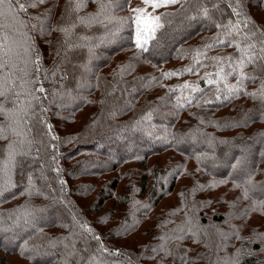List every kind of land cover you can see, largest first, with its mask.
Returning <instances> with one entry per match:
<instances>
[{
    "label": "trees",
    "instance_id": "trees-1",
    "mask_svg": "<svg viewBox=\"0 0 264 264\" xmlns=\"http://www.w3.org/2000/svg\"><path fill=\"white\" fill-rule=\"evenodd\" d=\"M120 1L118 0L117 2ZM21 2L25 3L26 6L30 4V0H21ZM55 2L53 1L51 5V11H43L40 8L42 14H49L55 11ZM240 2L241 4L237 0H181L178 3L164 6L157 10V16L160 17L158 22L162 27L156 28L154 37L151 36L148 28L140 25L141 40L148 38V43L144 44L143 48L137 46L135 16L128 14L120 16L122 12L129 11L125 5L121 11L119 4L112 5L111 9L103 6L101 10L102 1L100 0L95 2L72 0L71 3L69 0H65L62 8L64 12L58 16V21L55 22L53 19L48 18L50 19L48 25L46 20L42 26V30L46 31L43 36L48 40L45 41L47 43L44 47L46 50L43 53L34 49L28 50L26 52L25 66L32 73L31 84L37 96L31 100L27 125L34 133L40 132L43 135L45 140L40 141V143L47 161L48 159L50 160L45 173L42 176L36 175V179L42 178L47 179V181L38 182L35 179V182L41 191L47 192L48 195L44 194L42 196L45 198L36 200L44 202L43 209L40 212V214L43 212V216H41V221L40 219L38 220L40 223L34 221L36 223L34 228L10 243L12 246L6 247L7 245L3 243L4 239H0V254H4L1 264H8L10 256H20L21 260L26 261L28 264H73L72 260H70L73 257L79 262L77 264H85L87 261L88 264H104V260L107 257L111 260V264H179L181 261L185 262V264H206L207 262L208 264H214L221 244L218 245L213 239L212 249L215 248L214 252H199L198 256L192 255L189 245H187L188 240L192 241V234H188L186 237L180 236L177 239L168 237L164 232L158 234L157 237H152V234L147 235L148 244L145 247H140L138 252L131 248L130 250L119 249L109 244L105 233L98 229L95 224L93 225L86 214L75 205L73 199L75 192L85 191L87 188H79L80 186L72 188L69 183L63 180L62 170L66 166L65 162L78 158L81 156L80 153L92 149L94 144H103L109 137L114 136L117 138L114 141L122 142V139L131 137L128 135L140 137L144 133H146V136L143 139L158 143L157 146L131 153L126 152L117 157L115 161L110 154L111 147L95 150L94 154L96 156H92V159L81 158L76 161L75 167L77 171L71 169L72 175L90 179L95 177L97 173L109 174L115 172L121 166V163L141 155L151 157L169 150L177 151L189 159H198L207 154L201 158L210 159L209 155H215L218 160L221 151L235 140L229 137H221L219 139L214 137V135H218L220 132H232L236 127L246 128L247 124L243 125V120L233 121L232 118H229L231 121H227L226 125L221 127L223 125L222 117H218L217 114L226 109H231L237 101L246 98L250 94L249 89L254 87L258 78L264 80V73L252 69L253 65H247L243 69L244 73L252 78L244 79L242 83H238L239 77H232L234 72L239 70L237 64L241 58V53L237 50L236 45L239 44L241 48H244L250 43L256 44V49L253 51L259 55V41L264 39V24L258 21L254 15V13L257 14L259 11H264V0H260L257 3H253L252 0H248L247 3L244 0H240ZM12 3L13 11L9 15L21 28L27 22H31L34 17L37 18L33 8L27 7V11L19 12L16 8L15 0H12ZM201 5L209 9L210 18H205L200 14L198 9ZM3 7L8 9L7 4ZM250 8L252 9L251 11ZM113 9H116V11H113ZM234 9L235 12L233 11ZM118 11H120L119 14ZM236 13L239 14L237 15ZM116 14H118L117 20H111L114 16L117 17ZM81 20L86 23L81 24ZM184 20L191 23L195 29L191 31L190 36L185 34V36L182 35L176 38L175 36L178 32L174 27H177ZM59 21H63L61 26H59ZM52 22L54 29L51 28L47 31ZM106 24L110 25L111 28L113 27L112 25H118L115 31H117L119 36V44H116L113 53L107 54L108 58L105 57L103 59L101 56L93 54V51L87 47H94V43L91 40L97 41L102 38V28ZM100 28L101 30H99ZM37 29L39 30L40 27H37ZM61 29H66L67 31H61ZM253 29L256 30L255 35L250 40L244 39L246 35L252 33ZM50 32L52 33L49 37ZM193 32H195V35ZM169 38L174 39L175 42L169 48H166ZM81 42L87 44L85 49L80 45ZM192 42L194 43L192 45L194 48L188 51L190 48H186V45ZM15 50L19 52L21 48L17 45ZM83 51H85V55ZM125 51L126 56L122 59L120 58L116 63L117 66L121 61L118 73H111L109 65L112 64L114 58H117ZM49 56L55 57L52 65L49 63L50 60L47 59ZM132 57L140 59L142 64L152 63L155 68H163V71L161 73L159 71H156V73L151 72L148 73L149 75L138 73V77H133L131 69L134 66L125 60L132 59ZM86 61L87 64L91 65V71L88 72L90 81H88L87 92L84 97L89 98L93 95H100L99 112L96 117H89L90 119L86 121L79 132L68 136L70 141L67 144H70L71 140L75 143L70 145L71 147L68 148L67 153H64V151L60 153V149L63 150L65 148L63 143H61L60 125L56 123L57 125L53 124L51 126L50 118L47 117L46 119L47 110L52 111L50 115L53 116L57 112L55 108H58L60 118L65 120L92 103L88 101L82 102L84 99H79L73 103L68 98V101L64 100L67 103L65 106L68 107L60 104V99H57L50 107H47L44 104V99L52 93L47 90L40 92L38 89L43 88V86L49 87L51 85L50 79L53 78L54 72H57V70L60 76L56 80V85L62 83L63 88L67 86L69 88V83H72L73 88L78 87L76 84L81 75L78 69ZM181 61H185L187 65L181 67V69L178 67L173 68ZM134 62L133 60L132 63ZM14 63L15 59L9 57V65L12 66ZM199 68L201 69L199 70ZM203 69H206V71ZM221 69H223L222 72ZM233 69H236V71H233ZM7 70V75L9 73L15 75L16 83H28V78L24 73L18 75L15 74L17 69ZM127 71L129 73H126ZM47 74L48 77L46 79ZM222 77H226V79H222ZM209 81H212V83H209ZM150 84L151 89L154 87L159 88V90L162 89L163 95L167 97L158 101L160 103L157 105V109L152 103L154 99L149 101L146 98L147 93L149 95V91H151L150 88L146 91V86ZM226 85L229 87L234 86L237 90L229 91V87H226ZM58 94L59 89L55 95L58 97ZM36 98H38V103H36ZM39 100L41 101V106H39ZM138 100L140 101L138 102ZM166 100H172V103L168 104V106L163 104V102L161 103V101ZM9 101L12 103V99ZM9 107L13 108V105L10 104ZM240 109L236 114L243 110V106ZM259 110L257 112L262 114L264 106L260 107ZM152 112L154 113L152 123L155 122L156 127H152L150 130H157L154 132L149 130L147 123V116ZM185 115L190 118L182 120ZM191 115L198 116L193 117ZM259 119L258 116L254 117L252 122L255 124L259 123ZM52 120H54V117ZM180 128H183L184 131H180ZM166 130H175L179 134L182 132L181 137L178 136V140L186 136L192 137L195 141L198 138L202 144L211 142L215 147L220 146V149L217 150V154H213L201 146L200 149L191 152L186 147L187 144L175 142L172 137L170 138L171 135L167 137L165 135ZM134 132L136 134H133ZM263 138L264 135L262 137L252 136L247 141H241V144L252 146L253 144L261 143V140H264ZM32 147L35 148L36 143ZM0 148L2 147L0 146ZM45 149L48 152H45ZM51 151L55 155L59 154V156H55L52 159ZM100 155L102 158H100ZM69 157L71 158L67 159ZM259 159L264 160V158ZM259 159L252 165V171L256 166L261 165L262 161H259ZM36 162L37 166L43 167V164L39 163L38 160L32 161V163ZM213 162L212 160L207 161V168L203 165L206 168L204 170L210 175L217 176V179H229L234 170L241 166L242 159L237 155L231 160L227 171H217L216 173L213 172L215 170L211 169ZM61 167L62 169H60ZM252 171H250V174ZM149 177L147 174L142 176L144 179V190L150 188L148 184ZM14 178L15 184H12L9 188L0 186L1 207L14 202L22 194L20 189H23L21 186H24L25 178L17 176V174H15ZM119 182L117 179L113 180L110 186L113 193L110 195H104V191L101 190L99 207L104 206L107 200L115 198ZM161 183L162 177H157L156 186L150 189L152 190L150 199L152 202L156 201L157 204L166 196L164 195L165 193L160 192L158 189ZM59 184L62 186L60 187ZM174 185L175 183L171 185L170 190ZM261 186L257 184L249 188V190L257 188L255 190L258 191ZM27 191L31 192L34 189H27ZM26 192L25 197L29 199V205L32 207H30L32 209L31 215L35 216L38 211L34 210H38V207H36L37 205L34 201L30 200V196ZM62 202L63 205L61 204ZM56 208L58 212H61L62 219L60 220L56 218V213H52ZM0 210H3V212L7 211L6 209ZM44 218H50V220L43 223L42 220ZM212 220L221 222L223 219L219 217ZM205 223H207L206 220ZM5 225H7L6 222L0 223V227ZM51 227H60L59 229L65 232L51 233L49 231L53 230ZM107 234L113 237V234L109 232ZM202 241L205 240L202 239ZM38 246L44 248L38 251L36 249ZM207 246L209 245L205 244L201 249ZM35 251L39 254H35ZM46 251L50 256L42 257L40 254L46 253Z\"/></svg>",
    "mask_w": 264,
    "mask_h": 264
},
{
    "label": "rangeland",
    "instance_id": "rangeland-1",
    "mask_svg": "<svg viewBox=\"0 0 264 264\" xmlns=\"http://www.w3.org/2000/svg\"><path fill=\"white\" fill-rule=\"evenodd\" d=\"M53 1H56L54 3L56 5V10L49 14H42V10L51 11ZM64 1L65 0H44V3H35V6L31 8L34 9L37 18L34 17L31 22H27L22 28L10 17L8 9H4L3 7L7 15L2 22L8 27L0 31V36L7 35L8 40L6 43L12 50L10 58L15 59V63L12 66L9 65L8 69H17L15 74L19 75L24 73L28 78V83L21 82V84H18L20 82L16 83L14 74L9 73L7 75V69L0 75V77H7V79L12 82L4 89L6 98H0V107H2L5 113L0 114V125L4 126L6 130L5 134L8 136L7 140H0V146L2 147L0 148V186L9 188L12 184H15V174L25 178V184L21 186L23 189H20L22 194L17 200L4 207L0 206V209L7 210L6 212L0 210V223H7L4 227H0V234H2L0 235V239H4L3 243L7 245L6 247L12 246L10 243L15 241L18 237L23 236L27 231L33 229L36 225L34 221H38L39 219L41 221L43 212L42 214H40V212L41 209H43L44 202L36 200L45 198L42 196L44 194L48 195L47 192H42L35 182L37 178L36 175L42 176L45 173L50 160L48 159L47 161L40 143V141L45 140L43 139V135L40 132L34 133L32 129H29V125H27L31 100L37 96L31 84L32 73L29 68L25 66V61L27 58L26 52L28 50L34 49L41 53L46 50L44 48L47 44L45 41L48 40L43 36L46 34V31L44 32L42 30V26L46 20L49 25L50 19L48 18L53 19L55 22L58 21V16L64 12L62 10ZM89 1L95 2L96 0ZM100 1H102L103 6L108 7V9H111L112 5L119 4L120 11L125 5L129 11L122 12L120 16L128 14L130 16L133 15V17L135 16L136 19L140 13H137L134 9L144 10L140 25L148 29H151L154 24L157 23L156 21H150L148 17H157V10L164 7V0H150L149 4L143 3L142 0H121L120 2H117L118 0ZM179 1L181 0H177V3ZM237 1L241 4L240 0ZM244 1L246 3L248 2V0ZM259 1L260 0H252L253 3ZM32 2L33 0H30V3ZM153 2L159 3L161 6L154 9L150 6ZM40 8L42 10H40ZM251 10L250 8V11ZM113 11H116V9H113ZM120 11H118V14ZM118 14H116L117 17L114 16L111 20H117ZM254 15L258 21L264 24V11H259L257 14L254 13ZM61 22L63 21H59V26H61ZM112 26L111 28L110 25L106 24L103 28L101 27L103 30L102 38L97 41L91 40V42L94 43V47H87V44L83 42H81L80 45L83 46V49L87 47L89 50L93 51V54L99 55L103 59L105 57L108 58L107 54L113 53L116 44H119V36L117 31H115L118 25ZM37 27H40V29L38 30ZM51 28H53V22L47 31ZM101 28L99 30H101ZM174 28L178 32L175 36L176 38L182 35L185 36V34L190 36L191 31L195 29L191 23L185 20ZM195 32H193L194 35ZM51 33L52 32L49 33V37ZM174 42V39L169 38L166 48H169ZM193 44L192 42L186 45V48H190L188 51L194 48L192 46ZM17 45L21 48L19 52L15 50V46ZM83 52L85 55V51ZM125 56L126 51L113 59L112 64L115 63L109 65L111 73H118L120 69L119 63L121 61L117 66L116 63L120 58L122 59ZM5 59H9V57H5ZM47 59L50 60L49 63L52 65L55 57L49 56ZM125 60L134 66V68L131 69V75L133 77H138V73L149 75L148 73L151 72L156 73V71H159L161 73L163 71V68H155L152 63L142 64L137 57ZM133 60L135 61L134 63H132ZM185 65H187V63L181 61L173 68L178 67L181 69V67ZM90 68L91 65L87 64V61L79 67L78 71H80L81 75L76 84L78 87L73 88L72 83H69L70 89L68 86L63 88L62 83L56 85V80L60 76L58 70L54 72L53 78L50 79L51 85L49 87L45 86L46 88L43 86L44 91L47 90L52 93L49 97L44 99V104L47 105V107H50L57 99H60L61 101H59V103L65 106L67 103L64 102V100L68 101V98L70 102L73 103L79 99H84L82 102L88 101L92 103L65 120L64 118H60L58 108H55L57 112L53 116L50 115L52 111L50 112L47 110L48 115L45 116L46 119L47 117L50 118L51 126L53 124L60 125L61 143H63V147H65L63 150L60 149V153H63V151L67 153L68 148L71 147L70 145L75 143L71 140V143L67 144V142L69 143L70 141L68 140V136L79 132L86 121L90 119L89 117H96V114L99 112L100 95H93L89 98L84 97L87 92L88 81H90L88 77V72L91 71ZM200 69L201 68H199V70ZM252 69H254V67ZM203 70L206 71V69ZM126 73L129 72L127 71ZM239 75L240 73L238 70L234 72L232 77L238 78ZM47 77L48 74L46 79ZM40 86L42 87V85ZM150 86L151 84L146 86V91H148L149 88L151 90L149 91V95L147 93L146 98H148L149 101L154 99L152 103L157 109V105L160 103L158 101L164 100L166 96L163 95L162 89L159 90V88L155 87L151 89ZM231 88H234V91L237 90L234 86H231ZM58 89L59 94L57 97L55 93ZM249 91L250 94L246 98L237 101L234 107L217 114L218 117H222L221 121L223 125L221 127L225 126L227 121H231L229 118H232L233 121L240 119L243 120V125L247 124L246 128L236 127L232 132H220L218 135H214V137L219 139L221 137H229L235 140L221 151L218 160L215 158V155H209L210 159L201 158L207 154H204L198 159H189L177 151L169 150L151 157L141 155L135 159L121 163V166H119L115 172L109 174L97 173L95 177L86 179L84 177L80 178L73 176L72 170L77 171L75 165L78 159H92V156H96V154H94L95 150L111 147L110 154L115 161L117 157L126 152L131 153L134 151L146 150L150 147L157 146L158 143L151 140H144L143 138L146 136V133L142 134L140 137L128 135L131 137H124L126 139H122V142L114 141V139L117 138L112 136L103 142V144L97 143L92 146V149L83 151L82 153L79 152L81 156L65 162L66 166L62 170L63 180L69 183L72 188L77 186H80L79 188H87L85 191L75 192V197L73 199L76 207L86 214L93 225L95 224L98 229L105 233L106 240L109 244L119 249L130 250L131 248L138 252L140 247H145L148 244L147 235L151 234L152 237H157L158 234L164 232L168 237L176 239L180 236L186 237L188 234H192V241L188 240L187 242L192 255L198 256L197 254L199 252H214L215 248L212 249V247L214 243L213 239H215V242L218 245L221 244V246L218 248L217 259L214 264H264V160L262 161L259 159L264 158V140L252 146L249 144H241V141H247L249 137H262L264 135V111L262 114L257 112L260 111V107L264 106V80L258 78L254 87L249 89ZM17 93H19V95H17ZM10 99H12V103H10ZM35 100L36 103H38V98ZM139 101L140 100H138V102ZM162 102L168 106V104L172 103V100L161 101V103ZM10 104L13 105V108L9 107ZM238 104L241 105L237 106ZM39 106H41L40 100ZM241 106H243V110L236 114L241 110ZM153 114L152 112L147 116L149 130L152 127H156L155 122L152 123ZM191 116L197 117L198 115ZM257 116L260 118L259 123L255 124L252 120ZM53 117L54 120H52ZM187 118L190 117L185 115L182 120ZM163 125H165V123H163ZM207 129L210 130L209 128ZM150 131L154 132L157 130ZM180 131L183 132L184 129L180 128ZM181 133L179 134L175 130L165 131V135L167 137L171 135L170 138L172 137V140L174 139L175 142L178 141L181 144H187L186 147H188L191 152L200 149L201 146L213 154H217V150L220 149V146L215 147L211 142L202 144L201 140L198 138L197 141L187 136L181 139ZM133 134H136V132ZM178 136H180L179 140ZM35 143L36 147L33 148L32 145ZM9 144L13 146L12 149L8 148ZM46 151L48 152L47 149H45V152ZM10 152L13 153L12 158H10ZM50 155L52 159L55 156H59V154L55 155L52 151ZM237 155L242 159V163L238 169L234 170V173H232L229 179H217V176L210 175L204 170L207 168V161L212 160L214 162L211 169L215 170L213 172L227 171L231 160ZM38 156L40 157L39 159ZM60 158H62V156H60ZM70 158L71 157L67 159ZM100 158H102L101 155ZM258 159L262 161L261 165L256 166L252 171V165L255 164L254 162ZM35 160H38L39 163L41 162L43 167L37 166V162L32 163V161ZM60 169H62V167ZM250 171H252L251 174ZM144 174L150 176L148 183L150 188H146V190H144V179L142 178ZM157 177H162V183L158 189L166 195L158 204L156 201L152 202L150 199L152 191L150 189L156 186ZM115 179L120 181L119 188L115 192V198L107 200L104 206L99 207L101 190L104 191V195L106 196L113 193L110 186ZM36 181L46 182L47 179L41 178L39 180L36 179ZM173 183H175V185L170 190ZM257 184L262 185L260 188L258 187V191L255 190L257 188L249 190V188ZM59 186L61 187L62 185L59 184ZM31 188H33L34 191L26 192L27 189L30 190ZM25 192L29 194L30 200L34 201L37 205L36 207H38V210H34L38 211L35 216L33 214L31 215L32 209H30L29 199L25 197ZM55 198H57V196H55ZM61 204L63 205V202ZM52 213H56V218H59V220L62 219L60 215L61 212H58L57 208ZM219 217L223 219L221 222L212 220L213 218ZM48 220H50V218H44L42 221L44 223ZM205 220L207 223H205ZM51 228L53 229L49 230L51 233L65 232L59 229L60 227ZM108 232L113 234V237L109 236L107 234ZM202 239L205 241H202ZM205 244L209 246L201 249ZM43 248L44 247L38 246L36 249L39 251ZM35 254L39 253L35 251ZM40 255L42 257L50 256L47 251ZM3 257L4 254H0V264ZM8 260V264H28L26 261L21 260L20 256H10ZM70 260H72L73 264L79 263L75 257ZM111 263L108 257L104 260V264ZM85 264H88V261ZM179 264H185V262L181 261ZM206 264H208V262Z\"/></svg>",
    "mask_w": 264,
    "mask_h": 264
},
{
    "label": "snow or ice",
    "instance_id": "snow-or-ice-1",
    "mask_svg": "<svg viewBox=\"0 0 264 264\" xmlns=\"http://www.w3.org/2000/svg\"><path fill=\"white\" fill-rule=\"evenodd\" d=\"M44 3V0H33L32 3L28 4L26 6L25 3H22L21 0H15V4H16V8L19 12H24L27 11V7H34L35 3ZM69 2L71 3L72 0H69ZM143 3L145 4H149L150 0H142ZM177 3V0H164V6H167L168 4H175ZM7 4L8 5V11L9 13H11L13 11V3L12 0H0V31H3L5 28H7L8 26L5 25L2 21L3 19L6 18V13L3 11V6ZM151 7H153L154 9L161 6L159 3H151L150 4ZM79 7V5H78ZM101 7H103V4L101 3ZM134 11H136L137 13H140V15H138L136 17V23H137V46L143 48L144 44L148 43V38H145L143 40H141L140 37V21H141V17L144 13V10L142 9H134ZM198 11L200 12V14L205 17V18H210L209 17V9L207 7H203L201 5V7L198 9ZM235 12V9L233 10ZM237 15L239 13H236ZM15 19V17H13ZM148 19L150 21H156L157 23L154 24V26L149 29V32L151 34L152 37H154L155 34V30L156 28H160L162 27V25L160 23H158V21L160 20V17H151L149 16ZM81 24H85L86 22L84 20L80 21ZM217 27H219V25H217ZM61 31H67L66 29H61ZM255 29H253L252 33L250 35H246L244 37V39L246 40H250L252 38V36L255 35ZM8 40L7 35H3L0 36V73H4L5 69L9 68V59H5V57H10V53H11V48L9 47V45L7 43H5V41ZM260 43V48H259V55L255 54L253 50L256 49V44L250 43L248 44L246 47L241 48L239 44L236 45L237 50L241 53V58L239 59V62L237 64V68L239 69V81L238 83H242L244 79H250L252 77L246 75L243 71V69L247 66V65H253L254 70L264 73V39H261L259 41ZM230 59V58H229ZM223 71V69H221V72ZM233 71H236V69H233ZM219 75V73H218ZM229 75H231V73H229ZM222 79H226V77H222ZM12 83L10 80L7 79V77H0V98H6V92H5V87L9 84ZM209 83H212V81H209ZM226 87H229L228 85H226ZM234 88L229 87V91H234ZM38 91L43 92L44 89L40 88L38 89ZM17 95H19V93H17ZM217 99H219V97H217ZM0 114H5L2 107H0ZM5 128L3 125H0V140H7L8 136L5 134ZM9 149H12L13 146L11 144L8 145ZM13 153L10 152V158H12ZM14 163V160H13Z\"/></svg>",
    "mask_w": 264,
    "mask_h": 264
}]
</instances>
